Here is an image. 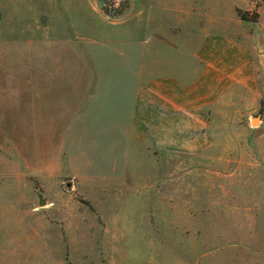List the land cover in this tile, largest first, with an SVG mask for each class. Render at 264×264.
<instances>
[{
	"label": "rangeland",
	"instance_id": "374dc122",
	"mask_svg": "<svg viewBox=\"0 0 264 264\" xmlns=\"http://www.w3.org/2000/svg\"><path fill=\"white\" fill-rule=\"evenodd\" d=\"M103 4L101 0H15L10 5L15 10L11 16L1 0L0 31L20 28L24 32L16 40H11L13 36L5 37L10 39L7 42L0 39L2 45L11 46L0 54V77L8 76L13 81V72L21 71L35 82L37 43H75L77 59L96 61L93 74L113 79L95 87L109 92V99L104 100L109 114L122 105L128 126L133 107L132 81L123 74L125 67L106 65L103 60L115 58L110 49L116 48V39L126 44L132 37L134 17L139 16L141 45L147 44L152 34L148 30L149 16L151 27L157 30L174 24L181 28L178 35H173L176 44H186L187 38L195 39L194 35L213 26L220 41L231 38L247 44L249 40L257 56L255 87H232L215 101L208 111L209 128L193 135L198 136L200 146L167 149L148 139L136 143L125 133L122 161L110 165L100 150V142L104 144L107 138V123L97 117L96 121L81 123L85 131L77 132V140L83 147L78 145L75 151L81 152L77 157L83 162L91 158L102 171L117 172L122 188L110 184L109 191L114 198L117 194L118 204L138 206V211L125 212L128 219L121 227L123 234L117 247L125 257L131 254L130 259L134 258L133 250L141 252L139 256L149 252L142 235L146 231L156 245V253L152 246L150 257L156 254L165 258L153 261L156 264H264V0H106ZM116 9L122 12L114 14ZM15 14L21 15L18 18ZM199 19L203 24L198 25L202 22ZM192 22L196 24L193 28ZM191 29H195L193 33ZM14 45L22 46L18 66L8 58L18 53L13 51L18 48ZM25 46L28 51H24ZM78 70L83 74L84 70ZM45 72L50 75L51 71ZM122 75L123 80L119 79ZM8 87V116H0V264H62L63 255L70 256L66 247L59 240L52 243L51 238L50 249L42 244L48 242L47 237L58 238L60 231L63 237L72 235V231L90 236L91 244L86 247L99 252L96 248L102 246L101 233L105 230L100 223L89 221L93 225L90 234L77 221L74 229L59 228L53 220L62 217L54 215L55 207L42 208L48 202L60 201L90 209L94 215L100 202L98 191L93 193L77 178L72 179L68 152L59 165V179L49 178L53 172L47 170L44 155L52 157V149L57 148L55 144L62 135L53 133V123L59 118L52 113L54 104H47L46 99L45 108L40 106L35 83L27 84L28 101L16 100V85ZM17 162L20 164L15 165ZM79 168L82 172L84 167ZM66 214L72 217L77 211ZM42 220L50 221L48 227L39 224ZM130 259V263H139Z\"/></svg>",
	"mask_w": 264,
	"mask_h": 264
},
{
	"label": "crops",
	"instance_id": "0c3cea01",
	"mask_svg": "<svg viewBox=\"0 0 264 264\" xmlns=\"http://www.w3.org/2000/svg\"><path fill=\"white\" fill-rule=\"evenodd\" d=\"M2 1L7 5L10 15H14L12 12L15 10L10 5L15 0ZM19 15H17L18 18ZM150 19L151 16H149L150 27L148 30L152 34H149L147 44L141 45L140 43L139 16L137 15L132 19L131 40L128 39L126 44H121L116 39V48L110 49L115 52V58L103 60L106 65L111 63V65L125 67L123 74L129 75L128 78L132 81L133 107L128 126H125L122 105L116 107L115 111H111L109 114V111L105 109L107 104L105 105L106 102H104L109 99V92L103 87H97L102 86L105 82L112 83L113 79L108 76L102 79L103 77L93 74L94 70L92 69L97 68L96 61L88 63L86 58L77 59L76 53L79 49L75 43L67 45L37 43L34 49L37 58L36 74L38 73L35 82L26 72L22 75L21 71L13 72L15 73L13 81L7 79L8 76L0 77V116H8L7 101L10 98L8 85H16V100L25 99L28 101V98L29 100L31 98L27 91V84L35 83L37 84L36 94L38 101L40 100V106L45 108L43 103H46V99L47 104H54L52 113L54 117H59V121L55 118L53 133L62 135L59 143L55 144L57 148L52 149V157L48 158L46 155H44L45 158L43 157L47 170L53 172L49 178L59 179L62 170L59 165L61 161L64 163L65 153L68 152L69 168L74 172L72 179L77 178L82 186L91 188L93 193L98 191L96 194H99L100 202L95 207L98 214L94 215L90 209L83 210L79 205L72 207L73 204H65L60 201L57 203L48 202L45 207H42H55L54 215L62 217L59 221L53 220L59 224V228L67 226V228L74 229L73 224L77 221V223L86 226L88 230L86 231L90 234L93 225L89 221L93 220L100 223L101 228L102 226L105 228L101 233L102 246L96 248L99 252H93V248L90 246L86 247L85 244H91L90 236L77 235L74 234L75 231L66 237L61 235V231L58 238L47 237L48 242L42 243L44 249H50L48 247L50 238L52 243L59 240L58 242L66 247L67 254L69 253L70 256L63 255L65 261L62 264H156L153 261L165 260L162 255L157 257L156 254H153L150 257L152 246H154L153 252H155L156 245H154L155 240L146 231L142 235L147 241L145 249L149 252L139 256L141 252L132 251L135 257L131 259L138 260L139 263H130L131 254L125 257L122 249L117 247V244L121 242L119 235L123 234L120 232L121 227L128 219L125 212L138 211V206L118 204L117 194L114 198L109 191L112 189L109 188L110 184L112 187L117 188L120 185L119 188H122V182L118 183L122 177L116 175L117 172L114 175V172L102 171V168L97 166L98 162L92 161L91 158L87 157L88 159L84 162L78 159L77 155L81 152L75 151V149L78 148V145L79 147H83V145L77 140V138L80 139L77 132L85 131L81 128L83 121H96L97 117H101V121H106L107 126L104 131L107 132V138L104 144L103 140L102 143L100 142V150L104 151L105 162L115 165L122 161L125 133H128V138L136 143L141 139H148V141H157L159 146L167 149H187L200 146L198 136L196 135L197 138H195L193 135L209 128L208 111L215 101L232 87L236 89L237 86L243 85L245 88L247 86L249 90L255 87L258 78L257 56L249 40L246 42L247 44L241 43L239 39L238 41L235 38L233 41L229 37L228 40L220 41L213 26L211 29L201 30L199 36L194 35L195 39L187 38L186 44H176L173 35H178L181 31L180 27L174 24L168 29L157 30L151 27ZM188 19L192 20V18ZM200 20L202 21V19ZM203 22H199L198 25ZM191 25L193 28V25L196 24L192 22ZM194 30L191 29V33ZM22 31L20 28L1 30L0 39L6 42L10 40L5 38L7 36H13L11 40L19 39L18 37L22 36ZM2 43L0 42V54L5 51L4 48H11V46L2 45ZM13 47L14 49L18 47L13 50L18 52L17 55H4L5 57L9 56L10 62H16L15 65L18 66L23 57L22 46L14 45ZM24 48V51H28L26 46ZM107 57L106 55L105 58ZM24 58L26 61V57ZM125 61H127L126 64ZM80 68L82 71L84 70L83 74L80 70L77 71ZM48 70L51 71L50 75L45 74V71ZM94 77H98V79H94ZM119 79L123 80V75ZM52 84L64 87L53 89L50 86ZM95 85L97 86L95 87ZM121 89V95L124 97L123 87ZM60 111L62 113L58 114ZM92 114L95 116L93 120L90 116ZM84 140H86L85 133ZM93 145H96L95 141ZM22 157L23 155H21ZM100 160L102 161V157ZM24 161L27 163L28 159L24 158ZM92 162L95 166H90ZM18 163L20 164L17 162L15 165ZM79 165L84 167L82 172ZM68 185H73L71 187L74 188V184L71 182ZM69 210L71 212L76 210L77 214L71 217L66 214L70 212ZM49 222V220H42L39 224L48 227ZM61 249L64 250V248ZM159 251L160 248L157 253Z\"/></svg>",
	"mask_w": 264,
	"mask_h": 264
},
{
	"label": "trees",
	"instance_id": "16d2710c",
	"mask_svg": "<svg viewBox=\"0 0 264 264\" xmlns=\"http://www.w3.org/2000/svg\"><path fill=\"white\" fill-rule=\"evenodd\" d=\"M102 4L106 2V0H101ZM104 5V4H103ZM119 12H122L120 9H116L115 13L114 14H118ZM241 15V18L244 19V20H247L246 19V16L243 15V14H240Z\"/></svg>",
	"mask_w": 264,
	"mask_h": 264
}]
</instances>
